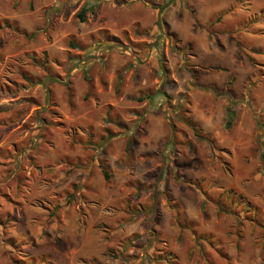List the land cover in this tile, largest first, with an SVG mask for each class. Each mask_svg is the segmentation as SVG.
<instances>
[{
  "label": "rangeland",
  "instance_id": "374dc122",
  "mask_svg": "<svg viewBox=\"0 0 264 264\" xmlns=\"http://www.w3.org/2000/svg\"><path fill=\"white\" fill-rule=\"evenodd\" d=\"M136 1L0 0V264H264V0L215 2L209 29L242 48L196 69L174 43L149 57L164 32ZM107 21L128 28L99 41L110 68L45 82Z\"/></svg>",
  "mask_w": 264,
  "mask_h": 264
},
{
  "label": "crops",
  "instance_id": "0c3cea01",
  "mask_svg": "<svg viewBox=\"0 0 264 264\" xmlns=\"http://www.w3.org/2000/svg\"><path fill=\"white\" fill-rule=\"evenodd\" d=\"M82 1L86 2L90 0H82ZM94 1L100 4L98 8L95 10V13L99 14L103 11V9L113 8L111 4L125 3V2H130L132 0H94ZM165 1L167 0H137L134 8H131V9L139 8L141 10L140 15L131 16L130 19L131 20L136 19L135 21L140 23V28L144 32L150 30L151 28L155 36L160 31L164 32L163 35L158 39V44L152 45L149 57L152 58L155 55V53H160V52L167 56L169 52L168 47L166 46L164 47L163 44L165 43L166 45H168L169 43H174L180 46L181 50H184V52H186L188 59L191 61V66L189 67L196 69V67H212L213 65L206 63V59H204V57L207 58L212 57V53L217 51V49L219 48L231 46V48L235 50V53H237L238 45L236 43V38L234 35H230L227 31L222 32L223 30L214 31L212 29L211 30L209 29L210 25L213 24L211 21L212 19H214V17H211L210 15L226 12L228 10L231 11L232 7L230 5H227L226 7L223 8L215 7L214 4L217 0H171L170 6L168 5L166 6L167 8H163L164 11L163 12L161 11L162 13H159L158 15V9L153 8L151 4L159 6L162 5ZM141 2L144 3L145 6ZM214 8L215 9L218 8V9L215 10ZM263 9L264 7H260V10ZM113 10H114L113 13L115 14L112 15L111 13H109V16H116L117 10H115L114 8ZM158 17L160 18L159 19L160 28L158 27V25L156 27V19ZM245 17L249 19V15L247 16L245 15ZM207 19L209 20L211 19L210 21L211 23L207 22ZM83 21L84 22L87 21L86 14H84ZM126 28H127L126 24L112 26V22L110 23L108 21L102 24H98L96 27L93 28V30H90L88 32L90 33L89 35L90 39H88V42L85 43L81 42L82 38H80V40L78 41L74 36V33H68L65 36V38L67 37V42L63 45V49L61 50V56L60 58H58V62L53 58H50L49 60L50 62L49 61L47 62L46 60L45 63L47 67H49L50 65L49 63L58 65V67H60L61 69L62 74H55L53 72L51 73L50 71H48L46 78L49 77L51 79L53 78L59 79L60 76L69 77V74L71 73H72L71 75H77L79 73V69H78L79 67H84L83 71L87 70L88 68L90 69L91 66L94 65L95 61H99L100 64H103V68H102L103 70H105L106 68H110L108 62H106V58L102 56V53L100 52L101 49H103V47H102V43L100 44L99 41H105L104 44L106 46H111V44H109V41L116 40V37H121L118 34H120L122 30H126ZM155 28L157 29L155 30ZM70 39H72L73 42L75 43L74 47L69 44ZM124 43H126L127 45L126 41ZM160 43L163 44L161 45ZM160 46H162V48ZM94 55L98 56L95 58V60L93 58ZM167 60H168V67H170L171 64H173V60L171 58H167ZM151 64L153 67L151 70V75L153 74L152 75L153 80L157 82L158 79L156 77V72L158 71L159 68V62H157V60L156 61L153 60ZM125 65L126 64H123L120 67V69L121 68L123 69ZM216 66H219V64H216ZM103 70L101 71L103 72ZM47 82H52V81H47ZM115 86H116V80L114 75V80L111 85V87L113 88V92L115 91ZM46 95L47 96L49 95L48 91ZM72 95L75 97V95L71 93L70 98H73ZM106 105L110 107L112 104H106ZM52 106L53 103L51 104V107Z\"/></svg>",
  "mask_w": 264,
  "mask_h": 264
},
{
  "label": "trees",
  "instance_id": "16d2710c",
  "mask_svg": "<svg viewBox=\"0 0 264 264\" xmlns=\"http://www.w3.org/2000/svg\"><path fill=\"white\" fill-rule=\"evenodd\" d=\"M170 1L171 0H167V1H165L162 5H154V4H151L152 5V7L153 8H156V9H158V15H159V13H160V11H161V9L163 8V7H165V6H167L168 5V3H170ZM86 11H88V8L85 6V5H83V6H81V8L78 10V12L76 13V16L80 19V20H84V13L86 12ZM221 16H218L217 17V19H219ZM159 17L156 19V27H157V25H158V27L160 28V26H159ZM261 20V21H263L264 20V10H261V13H259V14H256V15H254V17L253 18H251V19H249L251 22H249V23H255V21H257V20ZM157 29V28H156ZM161 33V31L158 33V34H156V36L158 37V35ZM156 36H154V37H156ZM156 37V38H157ZM161 37V36H160ZM160 37H158V38H160ZM236 43H237V45H238V50L240 49V48H242V42L239 40V39H236ZM69 44L71 45V46H73L74 47V45H75V43L73 42V40L72 39H70L69 40ZM170 45H171V43H170ZM161 53V52H160ZM163 59V58H162ZM248 59H249V61H253L252 60V58L251 57H249L248 56ZM163 67V69L162 70H164V72L165 71H167V70H165V68H164V66H162ZM55 78H53V79H51V78H46V80H45V82H47V81H53ZM226 115H227V119H226V127H229L231 124H232V122H233V119H234V117H235V114H234V112L230 109V108H227L226 109ZM188 123H189V125H190V127L192 128V130H194V133L198 136V137H201V135L195 130L196 129V127L195 126H193L192 124H191V122H189L188 121ZM102 173H103V175H104V177L107 179L108 177H109V174H108V172H107V170L106 169H104V168H102Z\"/></svg>",
  "mask_w": 264,
  "mask_h": 264
}]
</instances>
